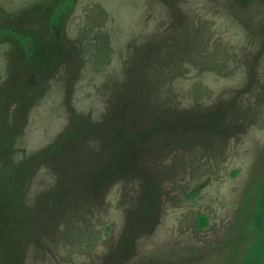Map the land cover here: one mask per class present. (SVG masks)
<instances>
[{
  "label": "rangeland",
  "instance_id": "374dc122",
  "mask_svg": "<svg viewBox=\"0 0 264 264\" xmlns=\"http://www.w3.org/2000/svg\"><path fill=\"white\" fill-rule=\"evenodd\" d=\"M0 264H264V0H0Z\"/></svg>",
  "mask_w": 264,
  "mask_h": 264
}]
</instances>
